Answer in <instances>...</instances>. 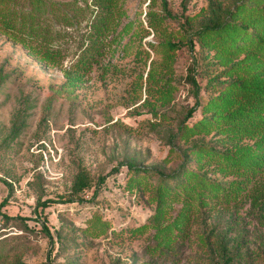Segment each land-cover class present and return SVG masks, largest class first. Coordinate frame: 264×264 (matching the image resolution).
Wrapping results in <instances>:
<instances>
[{"label":"rangeland","instance_id":"obj_1","mask_svg":"<svg viewBox=\"0 0 264 264\" xmlns=\"http://www.w3.org/2000/svg\"><path fill=\"white\" fill-rule=\"evenodd\" d=\"M37 1L11 5L27 12ZM39 1L46 8L38 39L48 28L45 37L61 50L56 62L0 31V264H226L225 254L231 264H264V211L248 196L254 181L230 202L194 201L186 215L183 199L159 201L157 194L156 171L234 178L213 172L214 165L200 169L191 158L194 141L224 148L222 135L181 130L196 102L187 69L195 57L200 72L207 66L199 46L177 50L173 72L161 63L165 41L184 38L186 16L196 29L209 0H165L174 17H165L161 32L149 27L147 13L164 15V0H119L102 56L79 76L73 65L93 31V0ZM218 1L225 12L241 0ZM50 3L76 7L72 23L56 22ZM211 66L212 75L198 76L202 103L217 96L215 83L231 72L220 62ZM204 109L187 123L201 119ZM127 162L150 170L143 189L130 187ZM80 171L92 186L74 196L81 200L68 201ZM101 176L106 181L99 186ZM49 199L56 202L44 206Z\"/></svg>","mask_w":264,"mask_h":264},{"label":"trees","instance_id":"obj_2","mask_svg":"<svg viewBox=\"0 0 264 264\" xmlns=\"http://www.w3.org/2000/svg\"><path fill=\"white\" fill-rule=\"evenodd\" d=\"M12 1L15 4V0ZM118 3L119 0L92 1L96 7L92 22L93 31L88 37L89 43L73 65V70L78 76L89 72L102 56L101 42L119 14ZM222 6L217 0H209V9L203 10L204 14L208 13L207 17L196 29L191 25L190 16H186L184 38L179 41L167 39L163 44L165 53L161 63L169 72H173L176 51L184 48L194 51L196 45L202 54L200 62L207 65L202 68L203 72L212 75L215 69L211 65L217 62L231 71L226 81L215 83L217 96L210 98L208 103H202V85L198 76L204 73L200 72L196 57L187 69L185 81L191 85L196 102L187 110L182 123L185 127L181 130L189 135L216 131L222 135L218 142L224 147L218 148L201 140L194 141L191 158L200 169L214 165L213 172H221L224 177L234 175V178L220 179L209 176L205 171L197 175L193 169L176 175L156 171L161 177V184L157 189L159 201L167 197L172 200L183 199L185 215L192 212L194 201L201 204H219L235 200L252 181L254 184L248 194L250 203L253 208L264 211V0H241L233 9H227L225 12H222ZM45 8L46 4H41L38 0L32 9L25 12L13 7L11 0H0V31L23 42L43 60L56 62L61 50L52 47L48 37H45L48 28L47 32H44L43 40L38 39L39 22L44 19L42 13ZM48 8L56 22L72 23L77 12L76 7L72 5L63 7L50 3ZM163 11L162 16H157L151 10L147 13L148 25L155 32L163 30L165 17H174L165 0ZM147 34H150V30H147ZM149 45L156 50L154 43ZM242 54L244 57L235 60ZM152 68L154 69V65ZM156 77L151 75L153 79ZM201 106L205 108L204 116L193 124H188ZM245 138L253 139V143L244 144ZM124 164L132 173L130 187L134 185L140 190L143 189L151 175L150 170L132 162ZM118 170L115 168L113 172ZM193 180L195 182L191 183ZM105 181L106 176H101L98 185ZM91 186L90 176L85 171H80L72 185V197L67 200H81L74 196ZM97 193L96 189L94 195ZM52 202L56 201L49 199L42 204L48 206ZM4 204L5 201L1 202L0 208ZM4 216L10 218L8 215ZM262 216L264 217V213ZM45 229L54 244V235L46 226ZM56 235L59 236V232ZM232 261V256L225 254V263L231 264Z\"/></svg>","mask_w":264,"mask_h":264}]
</instances>
